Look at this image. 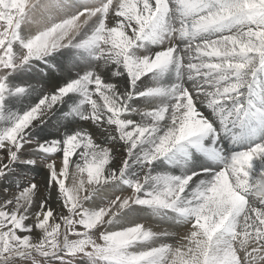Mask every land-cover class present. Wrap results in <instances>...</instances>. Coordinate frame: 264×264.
<instances>
[{"label": "snow or ice", "instance_id": "snow-or-ice-1", "mask_svg": "<svg viewBox=\"0 0 264 264\" xmlns=\"http://www.w3.org/2000/svg\"><path fill=\"white\" fill-rule=\"evenodd\" d=\"M0 264H264V0H0Z\"/></svg>", "mask_w": 264, "mask_h": 264}, {"label": "bare ground", "instance_id": "bare-ground-1", "mask_svg": "<svg viewBox=\"0 0 264 264\" xmlns=\"http://www.w3.org/2000/svg\"><path fill=\"white\" fill-rule=\"evenodd\" d=\"M34 175H37V177L38 176H41V179L43 180V172L42 171H40V170H37L36 172H34ZM43 183V182H42ZM151 223V222H150ZM164 227H166V226H164Z\"/></svg>", "mask_w": 264, "mask_h": 264}, {"label": "rangeland", "instance_id": "rangeland-1", "mask_svg": "<svg viewBox=\"0 0 264 264\" xmlns=\"http://www.w3.org/2000/svg\"><path fill=\"white\" fill-rule=\"evenodd\" d=\"M33 175H34V173H33ZM35 176L37 177V175H35ZM37 179H38L41 183L43 182V180L41 179V176H38Z\"/></svg>", "mask_w": 264, "mask_h": 264}]
</instances>
